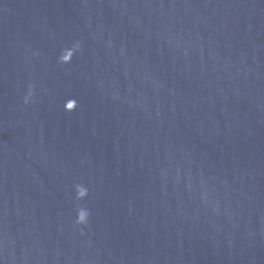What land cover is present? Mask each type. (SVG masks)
<instances>
[{"label": "water", "instance_id": "obj_1", "mask_svg": "<svg viewBox=\"0 0 264 264\" xmlns=\"http://www.w3.org/2000/svg\"><path fill=\"white\" fill-rule=\"evenodd\" d=\"M0 264H264V0H0Z\"/></svg>", "mask_w": 264, "mask_h": 264}, {"label": "snow or ice", "instance_id": "obj_2", "mask_svg": "<svg viewBox=\"0 0 264 264\" xmlns=\"http://www.w3.org/2000/svg\"><path fill=\"white\" fill-rule=\"evenodd\" d=\"M69 107L71 108V107H72V105H69Z\"/></svg>", "mask_w": 264, "mask_h": 264}]
</instances>
